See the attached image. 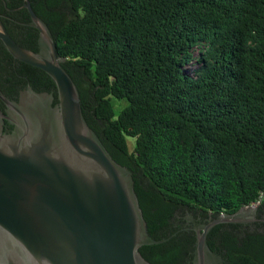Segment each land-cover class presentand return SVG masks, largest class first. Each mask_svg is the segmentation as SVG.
Returning a JSON list of instances; mask_svg holds the SVG:
<instances>
[{"label":"trees","instance_id":"1","mask_svg":"<svg viewBox=\"0 0 264 264\" xmlns=\"http://www.w3.org/2000/svg\"><path fill=\"white\" fill-rule=\"evenodd\" d=\"M30 3L87 124L132 172L149 235L170 236L142 245L146 260L191 264L194 232L173 226L185 213L234 214L260 195L264 208V0ZM18 63L17 73L53 91L55 103L52 79ZM236 227L213 226L209 247L224 264H264V233L239 237Z\"/></svg>","mask_w":264,"mask_h":264},{"label":"water","instance_id":"2","mask_svg":"<svg viewBox=\"0 0 264 264\" xmlns=\"http://www.w3.org/2000/svg\"><path fill=\"white\" fill-rule=\"evenodd\" d=\"M22 7L30 14L25 25L38 31V50L15 42L1 20L0 42L13 59L52 79L57 101L53 91H35L28 82L18 101L0 92V264H151L139 248L170 236L149 235L132 172L87 124L47 24L30 0ZM254 218L251 208L206 221L190 216L191 264H224L207 233L216 224Z\"/></svg>","mask_w":264,"mask_h":264},{"label":"flooded vegetation","instance_id":"3","mask_svg":"<svg viewBox=\"0 0 264 264\" xmlns=\"http://www.w3.org/2000/svg\"><path fill=\"white\" fill-rule=\"evenodd\" d=\"M8 2L10 3V0H0V20L3 23L5 29L13 38V40H15V42H17L19 45H23V47L29 48L31 50H33L32 48L37 46L38 50V31L31 25H25V23H29L31 20L30 14L27 9L25 7H22L23 1L16 7H10L8 5ZM17 22L24 24H19ZM18 61L20 60L15 58L13 59L12 55H10V53L0 42V92L13 101H18L19 91L27 90V82L28 87L35 90L31 86L25 73H17L16 68L17 66H20ZM2 87L5 90L11 89V93H5ZM0 108L4 112L5 104L1 100ZM242 209H244V207H242ZM252 209H254L255 212V218L253 220L241 221L236 223L237 227L234 229V231L238 234L239 237L246 236L247 233H264V208L259 209L256 206ZM190 216L197 221H206L208 219L202 218L200 215H197V217H195L192 214L185 213L182 216L183 218L180 221L175 222L173 226L177 228V230L186 229L188 231H192V229H188L192 228L193 224L190 220Z\"/></svg>","mask_w":264,"mask_h":264},{"label":"built area","instance_id":"4","mask_svg":"<svg viewBox=\"0 0 264 264\" xmlns=\"http://www.w3.org/2000/svg\"><path fill=\"white\" fill-rule=\"evenodd\" d=\"M260 201H261V195L254 202L245 205L244 208L256 207L257 205H259Z\"/></svg>","mask_w":264,"mask_h":264},{"label":"rangeland","instance_id":"5","mask_svg":"<svg viewBox=\"0 0 264 264\" xmlns=\"http://www.w3.org/2000/svg\"><path fill=\"white\" fill-rule=\"evenodd\" d=\"M249 208H251V209H252V208H255V207H249Z\"/></svg>","mask_w":264,"mask_h":264}]
</instances>
